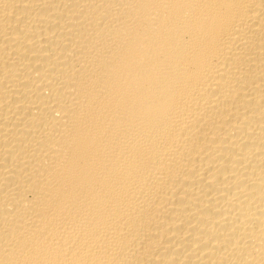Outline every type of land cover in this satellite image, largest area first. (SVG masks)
I'll use <instances>...</instances> for the list:
<instances>
[{
    "label": "bare ground",
    "instance_id": "bare-ground-1",
    "mask_svg": "<svg viewBox=\"0 0 264 264\" xmlns=\"http://www.w3.org/2000/svg\"><path fill=\"white\" fill-rule=\"evenodd\" d=\"M0 264H264V0H0Z\"/></svg>",
    "mask_w": 264,
    "mask_h": 264
}]
</instances>
